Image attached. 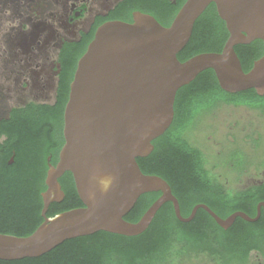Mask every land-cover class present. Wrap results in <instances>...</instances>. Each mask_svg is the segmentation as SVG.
Segmentation results:
<instances>
[{"label":"water","instance_id":"water-1","mask_svg":"<svg viewBox=\"0 0 264 264\" xmlns=\"http://www.w3.org/2000/svg\"><path fill=\"white\" fill-rule=\"evenodd\" d=\"M211 3L229 32L222 51L181 61L179 52ZM256 39L264 42V0H186L169 26L141 11L133 22L110 20L99 26L70 85L64 110L65 144L57 166L50 164L47 189L42 192L44 220L28 236L0 232V259L40 257L66 240L102 230L139 235L166 202L173 203L182 222L192 221L200 208L224 229L237 217L257 221L264 202L259 203L256 217L236 211L223 218L204 203L183 216L169 182L144 173L137 160L152 153L153 141L173 123L178 90L201 72L213 69L227 92L255 89L264 96V55L246 72L235 50ZM66 172L73 174L83 206L49 217L51 203L65 198L59 179ZM148 192L161 195L138 221L127 220L125 216Z\"/></svg>","mask_w":264,"mask_h":264},{"label":"trees","instance_id":"trees-1","mask_svg":"<svg viewBox=\"0 0 264 264\" xmlns=\"http://www.w3.org/2000/svg\"><path fill=\"white\" fill-rule=\"evenodd\" d=\"M185 1L178 0L174 4L173 0H157L156 5L174 19ZM170 24L163 21L165 26ZM93 37L94 33L86 42L70 43L64 49L63 87L55 106L13 109L9 118L0 119L1 233L28 236L44 220L42 191L46 188L47 170L43 167L47 147L55 140L58 127L62 128L69 84L79 58ZM228 37L226 23L219 16L216 5L211 3L196 20L191 39L178 57L185 61L202 52H220ZM261 46V39H256L235 47L246 72L261 57ZM223 102L264 110V96L258 95L255 89L227 92L220 86L215 71L207 69L178 90L173 123L153 141L152 153L137 159L144 173L159 175L169 182L185 217L198 203L208 204L223 218L237 210L254 216L258 203L264 199V186L261 185L226 191L206 169L203 150L185 134L200 109ZM14 154L16 161L11 164ZM60 181L66 199L52 205L50 216L83 205L72 173L67 172ZM160 195L161 192L141 195L125 218L138 221ZM261 242H264L261 219L251 222L238 217L233 226L224 229L208 211L200 208L192 221L182 222L173 203L166 202L147 230L139 235L126 236L102 230L66 240L40 257L0 259V264H178L183 258L200 253L216 255L228 262L246 258L250 249L261 247Z\"/></svg>","mask_w":264,"mask_h":264},{"label":"flooded vegetation","instance_id":"flooded-vegetation-1","mask_svg":"<svg viewBox=\"0 0 264 264\" xmlns=\"http://www.w3.org/2000/svg\"><path fill=\"white\" fill-rule=\"evenodd\" d=\"M173 1L174 4L178 2V0ZM157 3V0H141V2L137 0H0V94L10 95L7 100L8 114L0 119L9 118L13 109H25L32 105L55 106L63 87L64 49L70 43L86 42L105 22L110 20L133 22L135 13L141 11L155 16L162 24L164 20L172 23L173 19L163 8L160 9ZM261 44V56H263L262 40ZM70 85L71 82L69 87ZM261 112L264 114V110L261 109ZM59 127L55 132V140L47 147L48 154L43 167L47 172L50 164L57 166L59 163L60 152L65 144L64 120L62 128ZM5 138L3 136V139ZM15 161L14 154L10 163L13 164ZM206 169L210 170L213 178L220 182L219 176L212 172L214 168L206 167ZM233 170H246V168L233 167ZM262 175L261 180L248 182L235 190H244L256 185L264 186V168ZM73 181L75 183L74 177ZM221 185L226 191H234L231 187H225L223 183ZM46 189L47 185L43 191ZM66 195L65 192V198L61 203L65 201ZM260 202L263 203L264 199ZM54 203L49 206L47 212L49 217ZM258 205L254 216L245 210L237 211L256 217ZM260 219L261 231L264 233V205H261V214L257 221ZM210 257L216 261V264H264V242H261V247L250 249L246 258H235L226 262L216 255Z\"/></svg>","mask_w":264,"mask_h":264},{"label":"rangeland","instance_id":"rangeland-1","mask_svg":"<svg viewBox=\"0 0 264 264\" xmlns=\"http://www.w3.org/2000/svg\"><path fill=\"white\" fill-rule=\"evenodd\" d=\"M1 92V91H0ZM0 117L8 114L10 95L0 94ZM203 150L206 167L233 190L263 178L264 114L247 105L218 103L198 111L185 131ZM233 167L246 170H233ZM255 179V180H252ZM178 264H216L207 253L185 257Z\"/></svg>","mask_w":264,"mask_h":264}]
</instances>
